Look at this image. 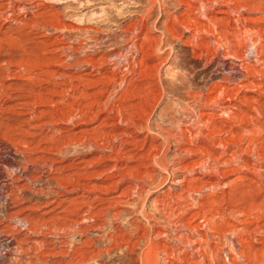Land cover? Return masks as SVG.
I'll return each instance as SVG.
<instances>
[{
  "label": "rangeland",
  "instance_id": "obj_1",
  "mask_svg": "<svg viewBox=\"0 0 264 264\" xmlns=\"http://www.w3.org/2000/svg\"><path fill=\"white\" fill-rule=\"evenodd\" d=\"M0 188V264H264V0H0Z\"/></svg>",
  "mask_w": 264,
  "mask_h": 264
},
{
  "label": "bare ground",
  "instance_id": "obj_2",
  "mask_svg": "<svg viewBox=\"0 0 264 264\" xmlns=\"http://www.w3.org/2000/svg\"><path fill=\"white\" fill-rule=\"evenodd\" d=\"M232 57V56H231ZM254 58H256V57H254ZM226 58H225V56L223 57V58H221L220 59V63L218 64V65H220L222 68H226L227 70H228V75L230 76V77H232V79H238V78H240L241 76H242V74L243 73H246V69H244V68H240L239 66H237V65H235V64H233V63H231V62H229V61H227V60H225ZM220 67V68H221ZM226 73V72H225ZM1 189V188H0ZM22 220H20V222H21ZM23 227V226H22ZM115 241V240H114ZM117 243V242H116ZM139 244V243H138ZM80 245V244H79ZM115 245H117V244H115ZM89 246V245H88ZM87 246V247H88ZM75 247V246H74ZM113 247H114V245H113ZM120 247V246H119ZM127 247V246H126ZM77 248V247H76ZM75 248V249H76ZM133 248V247H132ZM151 248H154L153 247V245L150 243V247H149V249H148V251H146L145 253H143V254H138L135 258L137 259V261H135L134 262V264H154L153 263V260H152V258H151V256L149 255V250L151 249ZM109 249V248H108ZM111 249V248H110ZM117 249V248H116ZM115 249V250H116ZM119 249H122V248H119ZM129 249H131V247H129ZM114 250V249H113ZM114 250V251H115ZM125 250V249H124ZM123 250V252H122V256L123 257H128L129 259H131V257L133 256V254H132V250H128V251H124ZM74 251L75 250H73L72 252L74 253ZM104 251H106V250H104ZM152 251V250H151ZM27 252V251H26ZM89 252V251H88ZM102 252V251H101ZM134 252V251H133ZM155 252V251H154ZM80 253H81V251H80ZM85 253H87V252H85ZM92 252H90V254H91ZM104 254H106L105 252H103ZM109 253H111V252H109ZM108 253V254H109ZM135 253V252H134ZM77 254H78V252H77ZM152 254V253H151ZM75 255V254H74ZM74 255H70L71 256V258L73 259L74 258ZM89 255V254H88ZM95 255V254H94ZM81 257H82V253H81V255H80ZM80 256H78V257H80ZM97 256V255H96ZM122 256H119L120 258L122 257ZM85 257V256H84ZM87 257V256H86ZM95 257V256H94ZM122 257V258H123ZM181 257V256H180ZM99 258V257H98ZM127 258V259H128ZM82 259V258H81ZM128 259V260H129ZM18 260H19V258H18ZM18 260H16L17 262H18ZM75 260L77 261V259L75 258ZM86 260V259H85ZM85 260H84V258H83V261L85 262ZM95 260H96V258H95ZM72 261V260H71ZM101 261V260H100ZM133 261V260H132ZM31 262V261H30ZM74 262L75 261H73V263H71V264H74ZM53 264L52 263V261L50 262L44 255H37L35 258H34V262L32 263V264ZM55 263V262H54ZM82 263V262H81ZM130 263V262H129ZM31 264V263H30ZM70 264V263H69ZM76 264V263H75Z\"/></svg>",
  "mask_w": 264,
  "mask_h": 264
}]
</instances>
